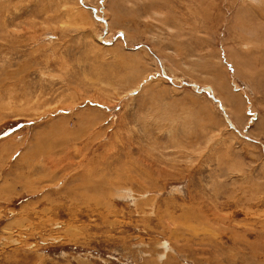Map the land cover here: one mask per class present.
I'll return each instance as SVG.
<instances>
[{
  "label": "rangeland",
  "instance_id": "374dc122",
  "mask_svg": "<svg viewBox=\"0 0 264 264\" xmlns=\"http://www.w3.org/2000/svg\"><path fill=\"white\" fill-rule=\"evenodd\" d=\"M262 1L0 0V264H264Z\"/></svg>",
  "mask_w": 264,
  "mask_h": 264
},
{
  "label": "bare ground",
  "instance_id": "6f19581e",
  "mask_svg": "<svg viewBox=\"0 0 264 264\" xmlns=\"http://www.w3.org/2000/svg\"><path fill=\"white\" fill-rule=\"evenodd\" d=\"M262 2H264V0L262 1ZM257 3V2H256ZM131 176V175H130ZM130 178V177H129ZM102 184V183H101ZM81 192H83V191H81ZM87 192V193H86ZM86 192H83V193H86L87 194V198H86V201H85V204L87 205L86 206V208L87 209H82V214L84 215V216H89L90 215V209H88L90 206H89V204H90V201L91 200H94V196H92L91 197V195H89V194H91V192H89V190L87 189V191ZM125 193H126V191H124ZM89 193V194H88ZM113 192H111V194H112ZM128 194V193H127ZM121 195V194H120ZM153 203V202H152ZM151 205H153V204H151ZM29 210V209H28ZM211 212V211H210ZM152 213V212H151ZM155 213V212H154ZM206 217H207V215H206ZM168 251V250H167ZM163 255V254H162Z\"/></svg>",
  "mask_w": 264,
  "mask_h": 264
},
{
  "label": "water",
  "instance_id": "95a60500",
  "mask_svg": "<svg viewBox=\"0 0 264 264\" xmlns=\"http://www.w3.org/2000/svg\"><path fill=\"white\" fill-rule=\"evenodd\" d=\"M193 86H194L195 88H197L198 91H201L200 89H198V87H197L195 84H193Z\"/></svg>",
  "mask_w": 264,
  "mask_h": 264
}]
</instances>
